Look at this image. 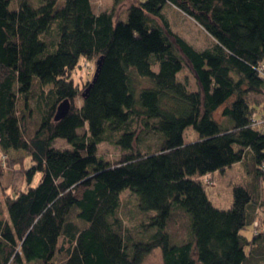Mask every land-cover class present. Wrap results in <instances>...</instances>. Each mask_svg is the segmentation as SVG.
I'll list each match as a JSON object with an SVG mask.
<instances>
[{"label": "trees", "instance_id": "1", "mask_svg": "<svg viewBox=\"0 0 264 264\" xmlns=\"http://www.w3.org/2000/svg\"><path fill=\"white\" fill-rule=\"evenodd\" d=\"M112 2L0 0V154L31 161L27 188L7 192L4 209L0 200V264H143L158 250L163 264H260L264 109L249 96L264 93V0ZM168 6L210 43L174 31ZM82 60L94 71L80 88ZM64 100L70 109L55 119ZM190 126L198 135L187 141ZM105 141L119 159L97 153ZM235 163L252 181L235 183L219 208L204 177ZM180 210L188 235L175 243Z\"/></svg>", "mask_w": 264, "mask_h": 264}, {"label": "rangeland", "instance_id": "2", "mask_svg": "<svg viewBox=\"0 0 264 264\" xmlns=\"http://www.w3.org/2000/svg\"><path fill=\"white\" fill-rule=\"evenodd\" d=\"M12 3L18 4V0H12ZM94 5L96 6V9H110L113 2L112 0H94ZM117 11H119V8ZM166 15L171 22L174 31L183 35L196 47L204 48L210 43V35L197 22L182 14L173 6L167 7ZM186 70L190 72L188 68ZM93 71V64L82 60L81 66H78L73 70L72 78L74 79V82L82 88L85 83L93 77ZM182 75L184 76L185 72L182 73ZM263 94L258 96L250 94L249 97L251 100H256L258 106H262L264 109ZM81 101L82 95L80 94L76 102L77 104H80ZM32 105H34V102H32ZM28 112L30 111L27 109V113ZM30 114L31 117H29V125L30 129H33L38 122V116L34 110H32ZM81 131H83V129ZM197 135V131L190 126L186 128L184 137L187 141H192L197 137ZM149 139L150 141L156 140V136H152V138ZM55 145L60 148L70 147V144L62 138H58ZM97 153L108 160L114 161L121 157L122 150L113 142L105 141L97 146ZM25 155L26 152L24 150H11L7 155L9 158H4V160L2 159V154H0V200L2 203V209L5 207L4 198L7 192L13 193L14 191H18L20 189H26L28 186L26 172L27 168L31 165V161L29 160V157L21 160V158ZM246 170L248 169H246L242 163H235L231 168H228L224 172H216L214 175L208 176V178L204 177L208 196L217 207L227 209L231 206L233 201V185L235 183L247 182L250 179L252 181L250 173H247ZM129 191L130 190H128L124 195V200L126 202L128 201L127 197L130 195ZM262 196L264 198V190L262 191ZM124 210L125 217L130 223L129 219L134 217L129 214L126 204L123 205L121 212L123 213ZM182 211L184 210L175 212V217H173L172 223H170L169 226L172 233V241L175 243L180 242L184 239L183 236L186 237L188 235L190 214ZM244 232L247 236L252 237V227H248L244 230ZM136 234L141 235V237L144 236L142 238H146L148 236L147 234H150V231L144 227H140ZM12 264L15 263L13 262ZM143 264H163L160 251H154L145 259ZM260 264H264V260H262Z\"/></svg>", "mask_w": 264, "mask_h": 264}, {"label": "water", "instance_id": "3", "mask_svg": "<svg viewBox=\"0 0 264 264\" xmlns=\"http://www.w3.org/2000/svg\"><path fill=\"white\" fill-rule=\"evenodd\" d=\"M99 67H100V61H98V68ZM69 109H70V103L68 100H64L63 102H61V104L58 106L55 119H60L63 116H65L69 111Z\"/></svg>", "mask_w": 264, "mask_h": 264}, {"label": "built area", "instance_id": "4", "mask_svg": "<svg viewBox=\"0 0 264 264\" xmlns=\"http://www.w3.org/2000/svg\"><path fill=\"white\" fill-rule=\"evenodd\" d=\"M262 73L264 74V64H262Z\"/></svg>", "mask_w": 264, "mask_h": 264}, {"label": "crops", "instance_id": "5", "mask_svg": "<svg viewBox=\"0 0 264 264\" xmlns=\"http://www.w3.org/2000/svg\"><path fill=\"white\" fill-rule=\"evenodd\" d=\"M262 95V94H261ZM264 95V94H263Z\"/></svg>", "mask_w": 264, "mask_h": 264}]
</instances>
